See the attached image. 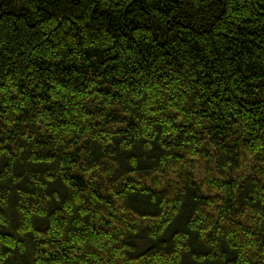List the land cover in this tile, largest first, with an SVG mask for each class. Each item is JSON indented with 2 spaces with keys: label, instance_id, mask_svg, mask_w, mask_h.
<instances>
[{
  "label": "trees",
  "instance_id": "obj_1",
  "mask_svg": "<svg viewBox=\"0 0 264 264\" xmlns=\"http://www.w3.org/2000/svg\"><path fill=\"white\" fill-rule=\"evenodd\" d=\"M0 264H264V0H0Z\"/></svg>",
  "mask_w": 264,
  "mask_h": 264
}]
</instances>
